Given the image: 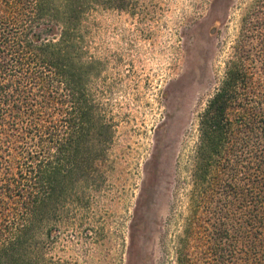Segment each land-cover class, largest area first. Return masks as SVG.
<instances>
[{
    "label": "trees",
    "instance_id": "16d2710c",
    "mask_svg": "<svg viewBox=\"0 0 264 264\" xmlns=\"http://www.w3.org/2000/svg\"><path fill=\"white\" fill-rule=\"evenodd\" d=\"M82 9L0 0V264L40 259L68 189L105 178L113 130L80 55ZM176 264H264V0L244 14L199 115Z\"/></svg>",
    "mask_w": 264,
    "mask_h": 264
},
{
    "label": "rangeland",
    "instance_id": "374dc122",
    "mask_svg": "<svg viewBox=\"0 0 264 264\" xmlns=\"http://www.w3.org/2000/svg\"><path fill=\"white\" fill-rule=\"evenodd\" d=\"M76 1L88 86L113 138L104 180L68 189L28 264H176L199 115L254 0Z\"/></svg>",
    "mask_w": 264,
    "mask_h": 264
}]
</instances>
